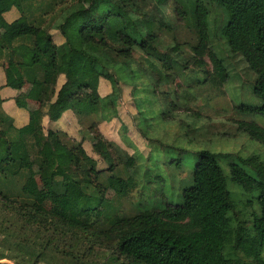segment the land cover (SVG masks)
I'll use <instances>...</instances> for the list:
<instances>
[{"label":"trees","instance_id":"trees-1","mask_svg":"<svg viewBox=\"0 0 264 264\" xmlns=\"http://www.w3.org/2000/svg\"><path fill=\"white\" fill-rule=\"evenodd\" d=\"M34 1L0 0V29L6 27L10 39L4 44L0 38V59L8 54L6 84L20 90L28 83L31 86L28 99L40 105L38 116L31 118L21 130L15 129L9 119L0 114V124L6 125L0 130V230L13 231V234L14 231L20 233L16 228L28 231L30 240L38 244L39 249L35 252L15 242V256L6 258L2 254L4 249L0 250V264H6L1 263L5 259L13 264H244L243 259L264 264L261 258L264 252V163L257 157L241 161L253 174L236 162H230L226 176L220 165L222 155L200 151L191 182L182 190L178 205L167 206L159 212L146 209L136 216L124 217L105 199L104 191L97 184L102 171L97 170L96 161L85 153L81 144L73 142L69 146L68 136L63 132L43 133V109L47 110L51 121H57L68 110L81 122L97 114L109 120L117 117L121 84L135 86L138 78L147 77L149 81L143 84V91L152 88L155 95L160 82H168L169 76L161 75L157 82L132 67L135 50L150 57L157 54L152 47L154 22L147 16L142 19L133 14L135 0H91L88 8L80 5L68 8L62 21L54 27L63 39L61 45L54 43L49 28L44 26L40 17L43 14L34 16L36 10L31 8ZM43 1L48 3L40 5L39 10L51 9L56 0ZM155 1L158 6L168 2ZM211 1L224 16L219 28L220 38L230 53L242 57L255 77L252 92L260 104L241 109L264 118V0ZM207 5L203 0H187L183 3L185 12L175 10L181 18L188 17L196 35L192 55L183 66L188 69L191 64L204 74L206 83L220 87L228 80V72L224 61L209 50ZM12 9L20 17L7 24L4 15ZM206 57L212 73L206 70ZM164 59L170 64L169 69L178 64L171 55ZM61 76L64 83L56 93ZM100 79L108 81L111 87V94L105 98L98 94ZM62 91L68 94L61 106L54 98ZM240 131L264 146V129L255 123L240 124ZM20 132L30 134L33 141L42 144L41 150L33 153L34 163L48 200L60 217L41 211L34 198L23 190V162L11 153ZM86 136L94 153L109 162L112 170L111 151L115 145L106 141L97 128L88 127ZM50 158L55 162L54 167L46 162ZM136 161L135 155L128 156L125 165L133 167ZM175 166L180 168L181 162ZM75 170L81 172L82 180L76 178ZM228 180L238 189L230 192ZM129 182L134 188L132 180ZM67 187L82 194L75 206L63 203ZM250 206V219L238 220L237 210ZM97 209H101L100 220L93 216ZM95 244L106 248L103 262L93 258Z\"/></svg>","mask_w":264,"mask_h":264},{"label":"rangeland","instance_id":"rangeland-1","mask_svg":"<svg viewBox=\"0 0 264 264\" xmlns=\"http://www.w3.org/2000/svg\"><path fill=\"white\" fill-rule=\"evenodd\" d=\"M186 1L168 0L165 6H158L155 0L134 1L133 14L141 18L147 16V19L150 18L154 22L152 34L155 36V42L152 47L157 54L150 57L138 49L135 50L132 55V67L135 72L148 74L154 81L159 82L161 75L169 76V81L162 80L155 95L152 88L145 93L143 91V84L146 85L149 81L147 77L138 78L135 86L121 84L122 93L124 91L125 95L116 107L121 117L111 128V138L116 139L122 149L117 145L112 148V170L109 169V162L94 153L90 140L84 139L87 155L96 161L97 170L102 171L97 184L104 191L105 199L124 217L136 216L146 209L159 212L167 206L178 205L181 202L182 190L191 182L197 154L200 151L222 155L220 165L226 176L229 174L227 165L230 162H236L249 174H253V171L243 165L242 160L255 156L264 163V146L240 131L242 123H255L264 129L262 116L241 109L260 104L252 92L255 77L248 70L242 57L230 53L220 38L219 28L224 16L211 0H203L208 4L209 11V50L224 61L228 80L220 87H212L204 80L206 78L204 74L197 72L191 64L188 69L183 66L192 55V46L196 44V35L188 22V17L181 18L175 12L176 9L185 12L183 3ZM37 4L38 2L32 7L35 8ZM90 4L91 0H56L53 6H50L51 9L43 8L41 12L35 14H43L40 17L41 19L43 17L44 26L49 28L54 43L60 45L63 39L54 27L62 21L65 10L79 5L88 8ZM2 33L9 41L5 28ZM176 48L178 50L173 52L172 50ZM167 55H171L178 63L171 69L167 59H164ZM204 61L207 64L206 70L212 73L208 58L206 57ZM149 62L155 65L151 66ZM100 81L102 85L100 87L98 85V94L109 92L111 90L109 82L104 79ZM62 82H64L62 79L58 80L56 93L61 90ZM67 94L62 91L60 96L55 95L54 100L58 99L63 104ZM87 94L89 92H85V95ZM82 98L85 99L84 96ZM130 110L136 113L135 121L132 123L129 117ZM137 112L140 113L139 116ZM98 121L99 118H92L82 125V129L86 131L89 127L95 130L97 128L95 123ZM131 138L136 145L131 143ZM126 141L133 147L129 148ZM66 142L69 146L73 145V139L70 137ZM130 155H135L137 160L133 167L125 165ZM178 161L181 162L180 168L175 166ZM74 174L78 180L83 179L80 171L75 170ZM129 179L134 183V188H131ZM229 180L228 190L233 192L238 189V186ZM26 181L23 183H26L28 191L34 194L27 192L34 198L36 207L49 216L60 217L61 214L50 203L45 189L39 183L35 168ZM62 199L64 205L75 206L82 199V194L73 187H67ZM251 209L252 206L238 209L236 213L238 220L248 221ZM93 216L95 220H100L101 209H97ZM16 229L20 232L14 231L18 237H15L13 231L0 230V250L5 251L2 254L7 256L6 258L15 256L17 251L13 248L15 242L18 244L20 242L37 252L39 246L32 243L30 233ZM105 250V247L95 244L94 260L103 262ZM261 258L264 262V252ZM243 262L256 264L251 259H243ZM1 263L13 264L6 259Z\"/></svg>","mask_w":264,"mask_h":264},{"label":"crops","instance_id":"crops-1","mask_svg":"<svg viewBox=\"0 0 264 264\" xmlns=\"http://www.w3.org/2000/svg\"><path fill=\"white\" fill-rule=\"evenodd\" d=\"M36 2H38L37 6L35 8H33V4H35ZM48 3L46 1L40 0V2L38 0H35L32 4H31V8L36 11H34V16H37L35 14V12H41V10H39V6H45V4ZM15 10L12 9L10 12L6 13L4 15L5 21L7 22V24L12 23L13 21L17 20L20 17V14ZM40 14H38L39 16ZM4 29V28H3ZM0 29V38L2 40V42L4 44H8L10 42V39H8L9 41L6 40V36L3 35L2 30ZM6 30V35L8 37V30L5 27ZM2 33V34H1ZM63 43H60V45ZM14 46H17V44H14ZM8 54H3V56L0 59V114H2L4 117H6L7 119H9L11 125L17 129V130H21L22 128H24L25 126L28 125L29 120L31 118H36L39 114V110H40V105L39 103L32 101L30 99H28V94L30 92L31 86L28 83H25L23 85V87L20 90H14L11 89L7 86L6 84V68H7V61H6V56ZM59 79H62V81H64V77L61 76ZM64 83V82H62ZM102 85V81L99 82V87ZM111 93V90H109V92H105V93H101L99 92V95L101 98H105L107 97L109 94ZM123 95L124 91L121 95V101L123 99ZM64 103V102H63ZM59 104L62 106L63 104H61L59 102ZM43 116L41 119V126L43 129V133L46 135L48 131H53V132H63L65 133L68 138L70 137L71 139H73V142L76 144H81V147L83 148V150L86 153L85 150V140H88V137H86V131L84 129H82V125L85 123H88V120L92 119V118H99V121L97 123H95L97 125V130L99 131V133L104 137L105 140L107 141H111V143L113 142L114 145H117L120 149L121 146L118 143V141L114 138H111L112 136V132H111V128L114 125V122H118L120 120V113L119 111L117 112L118 117L112 118V119H102V114H97V115H92L87 119H82L79 120L77 118V116L71 111H65L63 113V115L61 116L60 119H58L57 121H51L47 114V110L43 109L42 110ZM135 116L136 113L133 110H130V121L132 123V121H135ZM129 121V120H128ZM6 125H1L0 124V130L4 129ZM81 126V127H80ZM130 135V133H129ZM17 142L14 143L12 145L11 148V153L22 159L23 162V169L25 170L24 172V178L22 179V181L24 182V180H28L31 176V172L32 170H34V168L37 170L38 172V179H39V171L38 168L36 166V164L34 163V155L33 153H37L38 151L41 150L42 148V144L39 141H33L32 136L28 133H24V132H20V134L17 137ZM131 143H133L134 145L135 142H133L132 138H131ZM84 142V143H83ZM127 146L133 147V145L129 144L126 141ZM87 154V153H86ZM127 155H129L127 153ZM131 156V155H130ZM30 158V160H28ZM47 164L51 167H54L55 162L52 158L48 159ZM27 183V181H26ZM25 183V184H26ZM39 183H40V179H39ZM22 184V182H21ZM23 183V190L26 192H29L28 189L26 188V185ZM41 184V183H40ZM42 186V185H41ZM43 187V186H42ZM30 193V192H29ZM32 194V193H30ZM34 195V194H32Z\"/></svg>","mask_w":264,"mask_h":264}]
</instances>
